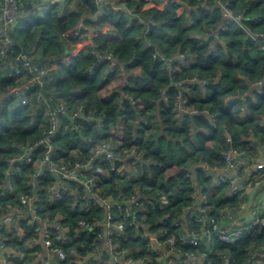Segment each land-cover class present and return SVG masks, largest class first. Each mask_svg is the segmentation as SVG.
Masks as SVG:
<instances>
[{
  "label": "clouds",
  "instance_id": "9594fccd",
  "mask_svg": "<svg viewBox=\"0 0 264 264\" xmlns=\"http://www.w3.org/2000/svg\"><path fill=\"white\" fill-rule=\"evenodd\" d=\"M0 264H264V0H0Z\"/></svg>",
  "mask_w": 264,
  "mask_h": 264
}]
</instances>
